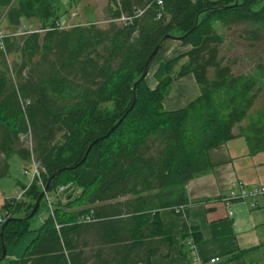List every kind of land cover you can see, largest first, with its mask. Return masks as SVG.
<instances>
[{"label":"trees","instance_id":"16d2710c","mask_svg":"<svg viewBox=\"0 0 264 264\" xmlns=\"http://www.w3.org/2000/svg\"><path fill=\"white\" fill-rule=\"evenodd\" d=\"M259 3L109 0V18L149 7L131 23L58 28L60 0H17L25 19L48 29L7 37L0 49L1 61L5 53L18 57L13 71L6 62L0 69V177L17 154L24 163L39 164L45 184L64 168L48 190L65 189L56 192L52 213L12 264H151L169 255L171 233L159 210L185 202L186 182L211 167L208 149L243 137L250 153L264 151L262 127L233 131L261 88L223 63L222 37L214 27L247 25L257 39L252 26L264 25V5L253 7ZM169 37L191 46L178 77L193 74L201 92L176 110H165L162 100L179 57L158 65L153 89L139 79L151 52ZM257 71L264 79V64ZM126 111L85 156L89 143L107 134ZM40 191L32 180L23 199L2 204L0 256L1 240L5 246L15 243L27 231L28 219L15 218L29 214ZM72 200L81 207L68 210Z\"/></svg>","mask_w":264,"mask_h":264},{"label":"crops","instance_id":"0c3cea01","mask_svg":"<svg viewBox=\"0 0 264 264\" xmlns=\"http://www.w3.org/2000/svg\"><path fill=\"white\" fill-rule=\"evenodd\" d=\"M108 7L109 0H60L58 14L63 22L72 23L71 15L75 13L73 16L77 15L79 22L84 19L90 23L98 15H105ZM37 24L35 19L23 17L17 0H0V28L5 32L35 29ZM190 48L189 44L169 37L148 66L145 82L153 88L156 85L153 73L159 63L179 57L171 70L172 87L162 100L165 110L183 108L201 94L193 74L178 77ZM207 157L211 167L185 184L186 200L180 204L184 212L175 213L170 208L159 210L163 227L171 233L172 245L167 257H154L151 264H196V259L201 264L264 263V198L255 207L237 201L229 208L223 200L235 182L244 186L264 185V151L250 153L244 138L235 137L209 148ZM5 201L0 188V210ZM184 225L186 232L182 231ZM214 257L219 260L211 263Z\"/></svg>","mask_w":264,"mask_h":264},{"label":"rangeland","instance_id":"374dc122","mask_svg":"<svg viewBox=\"0 0 264 264\" xmlns=\"http://www.w3.org/2000/svg\"><path fill=\"white\" fill-rule=\"evenodd\" d=\"M262 5H264V0H260V3L257 4L256 6L254 5L253 7L255 9H258ZM79 6L81 7V4H79ZM74 14L75 13H73L71 16L73 19H75V21H73L72 19V23H70L69 21L63 22L61 20V23L58 24V28H69L72 25L74 26L79 24L80 25L89 24L85 22L88 20H84V19L82 20L83 22H79L80 19L78 18L76 19L75 17L77 15L73 16ZM95 19L96 21H93V23L100 27H105L106 25L109 24V22L120 24L119 21L118 22L108 21L110 18L108 17L107 13L105 15L104 14L100 16L98 15ZM37 25L38 26H34V28L38 30L43 29L42 31H40L41 34L43 33V31L48 29L47 27H43L40 24ZM214 27L222 37V43L219 45V55L222 57L223 63L230 65L232 74L248 76L249 78H251L256 82L255 83L256 85H258L261 88L260 92L256 95V98L251 108L249 109L248 115L245 117V119H243L239 124H237L234 127V132L238 131L239 126L245 130L247 126H251V125H254L255 127H262L264 129V79L261 77L259 71H257V67L261 64H264V25L258 26L257 24H255L254 26H252V28L255 27L257 30L256 31L258 35L257 39L251 38V34L248 33L251 27L247 25L223 26L220 25L219 22H216L214 23ZM7 34L9 35L8 37L14 36L11 35L13 33L11 34L7 33ZM15 37H19V36H15ZM4 58L5 61H1L0 58V69L3 67L4 62H6V64L8 65V70L13 71V61L18 60L17 54L5 53ZM156 85H157V80H156ZM219 100L222 101L221 98ZM26 145H29L28 141L26 142ZM8 163H9L8 174L0 177V188L3 191L4 199L6 200L17 198L18 197L17 192L19 190H23V188H27L31 184L33 179V174L31 170L33 167L32 163L30 162L24 163V161L17 154L11 155L10 158L8 159ZM62 187L65 188V186ZM56 192L57 191L55 190H48V192L45 191L44 195L47 193L46 194L47 198L50 201H53ZM79 192H80V187L74 189L68 197L63 198L64 197L63 196L61 198L63 200L62 202H66L67 199L76 196ZM46 196H43L34 214L30 218H28L27 231L23 233V235L18 239L17 242L15 243L9 242L6 245V254L5 257L2 260H0V264H12L11 260L18 259L22 256L25 247L34 238L37 229L42 225V223L50 213V208ZM70 204L71 205L68 210H77L81 207L80 206L81 203H79V201L72 200ZM20 216H21L20 218H22L24 216V212L23 214H20Z\"/></svg>","mask_w":264,"mask_h":264},{"label":"built area","instance_id":"2783aa9c","mask_svg":"<svg viewBox=\"0 0 264 264\" xmlns=\"http://www.w3.org/2000/svg\"><path fill=\"white\" fill-rule=\"evenodd\" d=\"M156 3L158 5H162V0H156ZM147 7H149V4H147L146 7L143 9H141V8L135 9L131 15L121 13L119 16L110 18L108 21H115V22L119 21L120 24L126 23V22L131 23L134 18L141 16ZM159 17H160V13H158V15H157V18H159ZM59 27H61V26H59ZM42 30L43 29L38 30L36 28L35 29L30 28L27 30L26 28H22V29H18L15 33H13L11 35L24 36V35H27L30 33L40 32ZM44 30H45V28H44ZM8 36L9 35L3 29L0 28V49H2L3 51L5 49V39ZM30 163H32V165H33L32 169H31L32 174H33L32 180L36 181V183L40 187V189H44L45 185H44V181H43L42 173H41V168H40L39 164L36 163L34 160H31ZM26 189L27 188H23V190H19L17 192L18 197L14 198V199H10V200H12L14 202V201H19V200L23 199ZM64 189L65 188L62 186L59 187L57 190V193L63 191ZM44 196H46V194ZM46 198H47V196H46ZM261 198H264V185L244 186L242 184L235 182L230 186V188L228 190V194L224 197L223 200L225 201V204H227L229 206V208L234 202H237V201L246 203L247 205H249L251 207H255V206H257V204ZM47 201L49 204L50 213H52L51 201L48 198H47ZM183 207H184L183 205L176 206V207L172 208V211L175 213H183L184 212ZM232 213H233L232 210H230L229 215L231 216ZM82 219L88 220L89 216L83 217ZM1 220L2 219H0V221ZM56 227L58 228L59 226L56 225ZM191 249H192V253H194L195 250H194L193 246ZM218 260H219L218 257H214V258L210 259V262L215 263ZM196 264H201V261L196 259Z\"/></svg>","mask_w":264,"mask_h":264},{"label":"water","instance_id":"95a60500","mask_svg":"<svg viewBox=\"0 0 264 264\" xmlns=\"http://www.w3.org/2000/svg\"><path fill=\"white\" fill-rule=\"evenodd\" d=\"M235 1L237 2V0H235ZM157 50H158V45L154 48V50L151 52V54L149 55L148 59L146 60L145 65H144V68H143V71H142V74H141V76L139 77V79H142V78H144V77L146 76V74H147V70H148V66H149V64H150V62H151L153 56L156 54ZM134 85H135V84H134ZM134 101H135V99H134L133 102L131 103V105H130V107L128 108V110H130V109L132 108V106H133V104H134ZM128 110H127V111H128ZM127 111L123 114V116H121V118H120L117 122H115V123L113 124V126H112L111 129L107 132V134H105L104 136H102V137H100V138H97V139H95V140H93V141H91V142L89 143V145H88V147H87V149H86V151H85V156H86L87 153L89 152L90 148H91L96 142H98V141H99L100 139H102V138L107 137V136H108V135H109V134L115 129V127H116V126L120 123V121L125 117ZM63 169H64V168H61V169L55 171L53 174H51V175L48 177L44 189H41L39 195L37 196V198H36V200H35V202H34V205H33L32 209H31V211L29 212L28 215H26V216H24V217H22V218H15V217H13V218H15V219H23V220H24V219H28V218H30V217L34 214V212L36 211V209H37V207H38V205H39L41 199H42L43 196H44L45 191L48 190V186H49V184H50L51 179H52L54 176H56V175H57L60 171H62ZM13 218H11V219H13ZM5 254H6V246H5L4 241L1 240V256H0V260H2V259L5 257Z\"/></svg>","mask_w":264,"mask_h":264}]
</instances>
